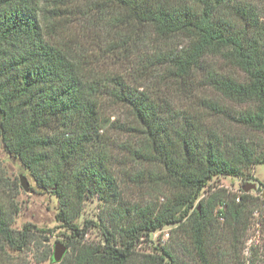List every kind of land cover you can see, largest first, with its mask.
Listing matches in <instances>:
<instances>
[{"label": "trees", "instance_id": "1", "mask_svg": "<svg viewBox=\"0 0 264 264\" xmlns=\"http://www.w3.org/2000/svg\"><path fill=\"white\" fill-rule=\"evenodd\" d=\"M197 83L213 95L173 101ZM108 104L128 111L119 128L135 134L127 152L139 168L126 177L162 202L126 201ZM1 148L57 198L56 221L75 238L87 202L103 205L105 217L88 224L104 242L82 245L75 264H134L167 227L189 235L195 264H225L219 243L225 231L245 237L249 196L201 197L215 179L252 180L264 164V0H0ZM11 211L0 199V258L43 233L13 230ZM167 244L160 238L139 264H182Z\"/></svg>", "mask_w": 264, "mask_h": 264}, {"label": "rangeland", "instance_id": "2", "mask_svg": "<svg viewBox=\"0 0 264 264\" xmlns=\"http://www.w3.org/2000/svg\"><path fill=\"white\" fill-rule=\"evenodd\" d=\"M70 22L71 25L73 23L74 32L81 41L91 42L93 36L90 35L89 30L84 29L86 24L82 18L72 17ZM104 43V41H100L99 45L103 46ZM226 71L230 74L240 75L230 68H226ZM184 91H175L172 97L173 101L185 105L191 104L192 100L194 105H199L203 98L213 95L210 89L199 83L187 86ZM127 113L128 111L124 108L112 104L106 106L105 114L109 127L105 136L112 144L116 156L113 168L121 182L126 201L139 204L160 203L162 199L157 201L158 194L153 192L151 187L148 188L146 184L145 187L139 186L126 177V174L134 173L139 168L131 160L130 153L127 152L128 146L130 147L135 140V134H129L119 128L121 123L126 122ZM251 176L252 180L230 177L215 179L201 197V199L207 198L213 192L222 190L235 197L236 203H243L242 196H249L247 201L251 204L252 213L249 217V228L245 237H240L237 242L234 238H229L230 234L225 231L223 233L226 237L225 242L219 243L220 251L225 254V264H264V164L252 169ZM23 181L27 183L28 191L24 189ZM253 185L256 186L255 189L252 187ZM246 188L248 191L245 190ZM0 199L10 211L11 209L13 211L11 223L13 230L21 231L28 224L43 230V233H35L33 242L24 252L8 251L7 255L4 254V258H0V264H75V255L82 245L97 247L104 242L102 232L88 224L90 221H97L100 216L105 217L103 205H99L95 199L87 202L82 217L77 220L81 229L86 226V232L83 238H75L71 232L56 221L59 208L57 198L50 192L37 188L30 173L21 162L8 155L3 148L0 149ZM16 209L18 211L14 213ZM219 224L222 226V219ZM173 229L175 227H167L157 232L151 237V243L144 240V244L139 247L137 252L139 259L134 264H139V260L144 258L143 255L149 254L153 250L152 248L158 245L160 238L168 239L167 246L175 249L182 264H195L189 235H186L184 230L175 232ZM169 232H172L170 240ZM79 240H81V244L78 242ZM68 241H71L72 246H69ZM57 243H63L68 247L66 255L59 263L53 261Z\"/></svg>", "mask_w": 264, "mask_h": 264}, {"label": "water", "instance_id": "3", "mask_svg": "<svg viewBox=\"0 0 264 264\" xmlns=\"http://www.w3.org/2000/svg\"><path fill=\"white\" fill-rule=\"evenodd\" d=\"M24 182V181H23ZM23 187L26 191L29 190L27 183H23ZM254 189L256 188L255 185L252 186ZM246 191H248V189H245ZM68 251V247L66 245H64L63 243H57L55 245V250H54V255H53V261L59 263L63 260L64 256L66 255Z\"/></svg>", "mask_w": 264, "mask_h": 264}, {"label": "built area", "instance_id": "4", "mask_svg": "<svg viewBox=\"0 0 264 264\" xmlns=\"http://www.w3.org/2000/svg\"><path fill=\"white\" fill-rule=\"evenodd\" d=\"M168 236H169V234H168ZM165 241V240H164Z\"/></svg>", "mask_w": 264, "mask_h": 264}]
</instances>
